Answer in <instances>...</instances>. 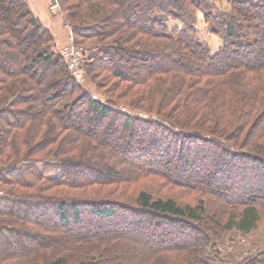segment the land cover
I'll return each mask as SVG.
<instances>
[{
  "label": "trees",
  "instance_id": "16d2710c",
  "mask_svg": "<svg viewBox=\"0 0 264 264\" xmlns=\"http://www.w3.org/2000/svg\"><path fill=\"white\" fill-rule=\"evenodd\" d=\"M55 1L106 99L0 0V264H264V0Z\"/></svg>",
  "mask_w": 264,
  "mask_h": 264
},
{
  "label": "rangeland",
  "instance_id": "374dc122",
  "mask_svg": "<svg viewBox=\"0 0 264 264\" xmlns=\"http://www.w3.org/2000/svg\"><path fill=\"white\" fill-rule=\"evenodd\" d=\"M27 1L32 11L35 13V15L38 16L41 22L44 25H46L51 31V33L54 35L57 51L59 50V48H62L64 46L73 45L75 48H78V49L82 48L84 50V56L88 58L91 50L84 47L83 44H80V43L75 44L73 42L71 27L65 21L66 16L59 2L57 1L54 2V0H27ZM222 2L224 6H227L226 0H222ZM200 27H201L200 34L202 35V38L209 43V45L214 51H216L221 43L220 39L217 36L209 35L208 32H206L205 26L203 24L200 25ZM83 64L81 66L82 71H83L82 72L83 81H84L83 84L94 94V96L105 101L106 95L104 91L98 89L95 83L89 78V75L86 71V68L83 67ZM123 109L126 110L125 108ZM133 110H134L133 113H136V114H140V113L143 115L146 114L145 111L143 110H138V109H133ZM178 197L179 199H182L184 201H187L189 198L181 194ZM142 239H145V238L143 237ZM255 239H256L255 241H257L259 244H263L264 225H262L260 230L257 232ZM139 241L140 239L139 240L133 239V241H129L127 243L125 241L123 243L124 244L123 246L122 244H120V247H117L116 249H113L106 254L108 256V259H106L107 257L104 258V261H102L101 264H130V263L133 264L135 263L136 260L132 261V259L128 260L130 263L127 262V258L128 257L131 258L127 249H130L132 247H135L136 245H139L141 243ZM248 246H251L250 242L248 243ZM89 250L85 248V250L83 251L79 250V252L72 253L70 256L71 263L72 264H91L89 263L90 261L89 262L84 261L86 258V255L90 254ZM138 261L139 260H137L136 263H138ZM142 262L143 260L138 264H141Z\"/></svg>",
  "mask_w": 264,
  "mask_h": 264
},
{
  "label": "built area",
  "instance_id": "2783aa9c",
  "mask_svg": "<svg viewBox=\"0 0 264 264\" xmlns=\"http://www.w3.org/2000/svg\"><path fill=\"white\" fill-rule=\"evenodd\" d=\"M58 52L66 61L68 68L70 69L74 78L78 82L83 83V71L81 66L86 59L84 56V50L82 48H75L73 45H68L59 48Z\"/></svg>",
  "mask_w": 264,
  "mask_h": 264
},
{
  "label": "crops",
  "instance_id": "0c3cea01",
  "mask_svg": "<svg viewBox=\"0 0 264 264\" xmlns=\"http://www.w3.org/2000/svg\"><path fill=\"white\" fill-rule=\"evenodd\" d=\"M46 24V23H45ZM46 26V25H45ZM47 27V26H46Z\"/></svg>",
  "mask_w": 264,
  "mask_h": 264
}]
</instances>
